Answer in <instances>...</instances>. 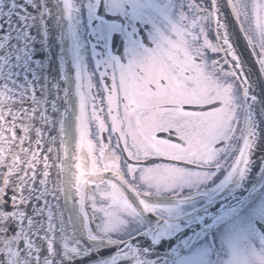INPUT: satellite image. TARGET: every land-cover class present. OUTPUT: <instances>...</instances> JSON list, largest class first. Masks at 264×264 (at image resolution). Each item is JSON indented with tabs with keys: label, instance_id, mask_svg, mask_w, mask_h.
Instances as JSON below:
<instances>
[{
	"label": "snow or ice",
	"instance_id": "snow-or-ice-1",
	"mask_svg": "<svg viewBox=\"0 0 264 264\" xmlns=\"http://www.w3.org/2000/svg\"><path fill=\"white\" fill-rule=\"evenodd\" d=\"M0 264H264V0H0Z\"/></svg>",
	"mask_w": 264,
	"mask_h": 264
}]
</instances>
